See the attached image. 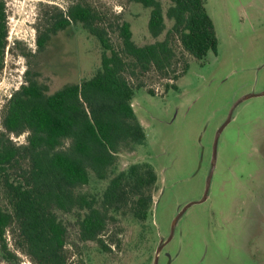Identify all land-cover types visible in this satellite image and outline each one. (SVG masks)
Masks as SVG:
<instances>
[{
	"label": "rangeland",
	"instance_id": "374dc122",
	"mask_svg": "<svg viewBox=\"0 0 264 264\" xmlns=\"http://www.w3.org/2000/svg\"><path fill=\"white\" fill-rule=\"evenodd\" d=\"M0 1L7 26L0 57V135L19 145L26 132L6 133L2 119L10 95L28 77L51 93L100 67L103 50L81 23L58 31L38 51L45 18L72 3L86 4L111 25L128 21L138 45L164 39L173 24L165 15L163 32L152 37L149 9L131 0ZM161 3L165 14L170 0ZM205 6L218 40L216 53L196 59L172 36L175 58L167 71L138 70L128 78L134 86L131 105L146 138L117 154L110 176L132 164L152 166L157 180L147 218H135L130 204L110 212L103 249L97 241L79 240L77 212H58L67 227V264H153L172 229L157 264H264V94L233 109L217 140L206 199L189 206L173 224L184 205L203 196L214 138L234 102L264 91V0H205ZM108 36L119 49L117 32L109 29ZM108 181L91 174L76 190L100 200ZM0 206L8 208L1 186ZM5 241L16 259L7 260L0 251V264H35L19 245L16 223L7 228Z\"/></svg>",
	"mask_w": 264,
	"mask_h": 264
},
{
	"label": "trees",
	"instance_id": "16d2710c",
	"mask_svg": "<svg viewBox=\"0 0 264 264\" xmlns=\"http://www.w3.org/2000/svg\"><path fill=\"white\" fill-rule=\"evenodd\" d=\"M131 1L149 9L147 29L152 37L163 32L165 15L173 21L164 39L138 45L128 21L111 25L91 6L78 2L43 22L38 51L71 23H81L103 51L100 67L91 76L51 93L28 77L7 101L5 132H26L22 145L0 135V186L8 203L6 209L0 206V251L7 260L16 259L5 241L12 223L17 225L19 245L35 264H67V227L58 212H77L79 240L97 241L103 249L107 246L101 236L110 212L130 204L135 218H147L150 190L157 180L152 166L132 164L110 176L117 154L146 138L131 105L134 86L128 78L138 70L167 71L175 58L172 36L196 59L216 53L218 40L205 0H170L165 14L161 0ZM109 29L117 32L119 49L113 47ZM6 36L5 6L0 1V57ZM91 174L109 179L100 200L76 190Z\"/></svg>",
	"mask_w": 264,
	"mask_h": 264
},
{
	"label": "water",
	"instance_id": "95a60500",
	"mask_svg": "<svg viewBox=\"0 0 264 264\" xmlns=\"http://www.w3.org/2000/svg\"><path fill=\"white\" fill-rule=\"evenodd\" d=\"M264 94V91L260 92V93H251V94H246V95H243L241 96L237 101L234 102V104L232 105V107L230 108V111L228 113V116L226 118V120L224 121V123L219 127V129L217 130L216 132V135H215V138H214V142H213V151H212V159H211V167H210V171L208 173V176L206 178V183H205V190H204V193H203V196L201 197V199L199 200H196V201H191L189 203H187L186 205H184V207L178 212V214L176 215V217L174 218V221H173V224L177 221V219L184 213V211L189 207L191 206L192 204L194 203H198V202H202L206 199V196H207V192H208V189H209V186H210V181H211V177H212V174H213V171H214V167H215V157H216V146H217V140H218V137H219V134L221 133V131L223 130V128L227 125V123L230 121L231 119V114H232V111L233 109L236 107V105H238V103H240L241 101L247 99V98H250L252 96H256V95H263ZM173 228V226H172ZM173 232V229L170 233V235L167 237V239L165 241H162L161 244L159 245V247L157 248L156 250V253H155V256H154V259H153V264H157L158 263V254L161 250V248L164 246V244L167 243V241L170 239L171 237V234Z\"/></svg>",
	"mask_w": 264,
	"mask_h": 264
}]
</instances>
